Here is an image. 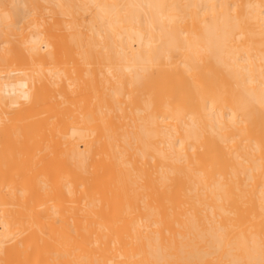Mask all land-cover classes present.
<instances>
[{
	"label": "bare ground",
	"instance_id": "bare-ground-1",
	"mask_svg": "<svg viewBox=\"0 0 264 264\" xmlns=\"http://www.w3.org/2000/svg\"><path fill=\"white\" fill-rule=\"evenodd\" d=\"M0 264H264V0H0Z\"/></svg>",
	"mask_w": 264,
	"mask_h": 264
}]
</instances>
